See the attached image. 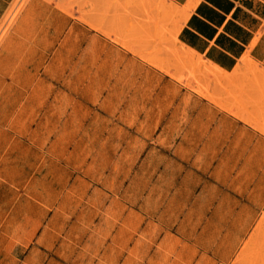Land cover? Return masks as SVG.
<instances>
[{
  "label": "crops",
  "instance_id": "crops-1",
  "mask_svg": "<svg viewBox=\"0 0 264 264\" xmlns=\"http://www.w3.org/2000/svg\"><path fill=\"white\" fill-rule=\"evenodd\" d=\"M167 1L214 71L201 92L96 16L23 4L0 41V264H243L264 209V0Z\"/></svg>",
  "mask_w": 264,
  "mask_h": 264
},
{
  "label": "rangeland",
  "instance_id": "rangeland-1",
  "mask_svg": "<svg viewBox=\"0 0 264 264\" xmlns=\"http://www.w3.org/2000/svg\"><path fill=\"white\" fill-rule=\"evenodd\" d=\"M25 1L13 0L11 3L0 21V41L13 24ZM50 1H54L59 8L74 10L79 17L96 16L99 28L110 23L109 34L113 38L132 48L147 62L186 88L197 92L205 90V75L214 73L199 57L177 45L175 34L183 16L180 9L167 0ZM235 263L264 264V209Z\"/></svg>",
  "mask_w": 264,
  "mask_h": 264
}]
</instances>
